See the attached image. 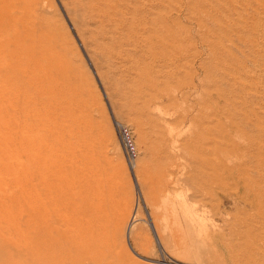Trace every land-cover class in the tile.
<instances>
[{
  "label": "rangeland",
  "instance_id": "374dc122",
  "mask_svg": "<svg viewBox=\"0 0 264 264\" xmlns=\"http://www.w3.org/2000/svg\"><path fill=\"white\" fill-rule=\"evenodd\" d=\"M20 2L71 66L89 143L112 169L121 208L94 244L108 262L264 264V0ZM17 95L0 85V264L79 263L73 244L45 245L39 211L29 238Z\"/></svg>",
  "mask_w": 264,
  "mask_h": 264
},
{
  "label": "bare ground",
  "instance_id": "6f19581e",
  "mask_svg": "<svg viewBox=\"0 0 264 264\" xmlns=\"http://www.w3.org/2000/svg\"><path fill=\"white\" fill-rule=\"evenodd\" d=\"M45 26V19L22 8L20 0H0V85L14 84L13 108L27 111L29 238L39 211L46 246L59 250L73 244L74 256H85L74 264H111L107 245L94 244L104 243L102 226L121 208L117 184L105 155L89 143L84 120L93 119L91 108L71 93L75 88L66 81L71 66ZM70 223L74 237L66 240Z\"/></svg>",
  "mask_w": 264,
  "mask_h": 264
},
{
  "label": "built area",
  "instance_id": "2783aa9c",
  "mask_svg": "<svg viewBox=\"0 0 264 264\" xmlns=\"http://www.w3.org/2000/svg\"><path fill=\"white\" fill-rule=\"evenodd\" d=\"M119 135L122 141V145L125 149L126 155L129 159L137 157V149L131 135V131L126 126H121L119 128Z\"/></svg>",
  "mask_w": 264,
  "mask_h": 264
}]
</instances>
